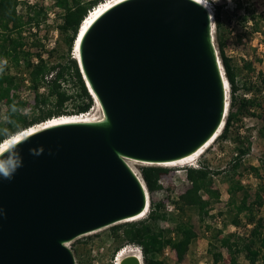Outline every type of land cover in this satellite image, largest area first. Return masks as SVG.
<instances>
[{
  "label": "water",
  "instance_id": "obj_1",
  "mask_svg": "<svg viewBox=\"0 0 264 264\" xmlns=\"http://www.w3.org/2000/svg\"><path fill=\"white\" fill-rule=\"evenodd\" d=\"M198 5L127 0L90 26L79 67L103 118L41 130L0 155L22 159L12 180L0 178V264H76L70 242L146 212L149 191L129 160L179 161L225 125L214 15ZM120 264H145L142 252Z\"/></svg>",
  "mask_w": 264,
  "mask_h": 264
},
{
  "label": "rangeland",
  "instance_id": "obj_2",
  "mask_svg": "<svg viewBox=\"0 0 264 264\" xmlns=\"http://www.w3.org/2000/svg\"><path fill=\"white\" fill-rule=\"evenodd\" d=\"M28 7L44 11L39 23L26 24L21 34L25 50L32 54L31 63L36 64L35 62L39 60L37 55L41 54L44 55L45 59L43 60L52 65L69 66L76 57V46L74 42L70 49L67 45V35H63L60 31L63 24V11L56 6L54 0H19L18 13L24 17L25 22H27L30 12ZM217 9L221 15L220 29H217L215 21V10ZM212 11L215 45L219 58V37H221L225 54L233 61L239 72L241 90L238 92V96L260 100L261 109L252 108L251 114L254 115L244 116L242 121L234 123L230 139L216 141L195 162L178 165L175 168L164 167L169 169V173L162 177V183L159 184L160 189L151 195V201L163 202L166 213L170 215L169 218L190 223L198 235L181 263L178 262L177 255L171 248H165L159 257L165 264H213L212 255L209 253L211 240L215 245L214 251L223 254L220 264H231L232 256L226 249L220 248L221 240L229 236L234 237L232 242L237 241L238 238L247 239L252 227L247 225L244 220L240 227H235L231 223L235 210L228 207L229 185L224 181V177L226 174H232V167L238 164L235 178L246 181L244 186L249 191V202H253L255 194L264 187V81L263 77L259 76V73L264 76V0H232L231 5L228 0H219L212 5ZM33 12L31 10V15ZM254 17L256 19H253ZM256 22L259 24L258 29L255 26ZM36 44L43 48L40 49ZM246 64L252 65V71L247 70ZM12 72L23 79L17 92L30 90V97L24 102V106L20 110L21 114L30 120L50 110H55L56 101L54 98H47L46 87L37 94L25 84L28 71L23 61L20 62V67H14ZM243 84L248 87L253 86L252 91H246ZM63 87L71 93L70 84L66 83ZM40 95L48 99L46 105L38 102L37 96ZM228 100L230 103L231 94ZM74 109V102H69L62 110L66 114H72ZM7 110L6 103H2L0 105V122L5 121ZM87 114L93 119L103 118V112L96 104ZM240 147L247 148L248 152L245 155H240ZM129 163L139 174H141V168L146 166L131 161ZM192 166L198 169L206 166L213 173V190L220 194V199L212 203L209 215L204 218H200L194 209H185L182 213L175 205L179 196L191 187L188 172L193 169ZM216 172L221 175H216ZM203 197L208 200L207 195ZM259 212L258 218H264V204ZM162 226L171 231L172 238H176L175 225L171 220L163 223ZM111 227L82 236L68 244L74 253L76 264H116L117 255L120 252L115 253V244L110 239ZM237 264L251 263L245 254H241ZM256 264H262L261 260Z\"/></svg>",
  "mask_w": 264,
  "mask_h": 264
},
{
  "label": "trees",
  "instance_id": "obj_3",
  "mask_svg": "<svg viewBox=\"0 0 264 264\" xmlns=\"http://www.w3.org/2000/svg\"><path fill=\"white\" fill-rule=\"evenodd\" d=\"M54 1L56 6L63 11V24L60 31L63 35H67V45L72 49L80 27L89 11L105 0L90 2L84 0ZM18 6L19 0H0V61L6 60L8 62L5 66L0 65V70L3 71L0 73V105L5 102L8 107L5 121L0 122V144L28 128L53 118L87 114L95 105V100L88 91L76 59H73L69 66L52 65L43 60L41 54H38V63H31L32 54L25 50V43L21 34L26 24H38L44 15V11L42 9L37 11L35 7H28L30 12L28 13V20L25 22L24 17L18 13ZM31 10L34 11L32 15ZM215 21L217 29H220L222 24L219 9L215 10ZM255 26L258 29L259 24L256 22ZM38 47L43 48L41 45ZM219 53L229 82L231 101L225 125L215 142L230 139L235 122L242 121L244 116L254 115L251 114L252 108L261 109L260 100L238 96V92L241 90L239 72L233 61L225 54L221 37H219ZM21 61L25 63L28 71L27 79L30 83V89L38 94L42 88L46 87L47 98H54L56 101L55 110H50L30 120L20 113L24 102L19 99L17 90L23 83V79L12 72L14 67H20ZM246 68L252 71L251 64H246ZM259 76H262L264 81L263 74L259 73ZM66 83L71 85V93L63 87ZM243 87L246 91H252L253 88V86L248 87L246 84H243ZM37 97L38 102L46 105L48 100L46 97L42 95ZM69 102H74L75 109L72 114H66L62 110ZM247 152V148H239L240 155H245ZM238 166L235 164L231 170L232 174H226L224 177V181L229 185L228 207L235 210L231 223L235 227H240L244 220L252 228L247 239L238 238L237 241L232 242L234 237L229 236L221 240L220 248L226 249L230 253L232 256L231 264H237L241 254H245L251 264H256L259 260L264 264V218H258L259 211L264 204V187L255 194L253 202H249L248 189L235 178ZM168 173L169 169L163 166L146 165L141 168V175L150 195V209L147 216L142 220L125 222L110 228V239L115 244L116 254L126 247L140 248L145 264H165L159 257L165 248L169 247L176 253L179 263L185 259L192 243L198 238L194 227L188 222L169 218L170 215L166 213L163 202L151 201V195L160 189V181ZM215 174L221 175L219 172ZM212 175L213 173L206 166L201 169L189 170L188 179L191 182V187L180 195L175 203L178 211L183 213L185 209H194L200 218L209 215L212 203L220 199L219 192L213 190L214 179ZM204 195L208 196V200L204 199ZM170 220L175 225L176 238H172L171 231L162 226L163 223ZM209 246L213 264H220L223 259L222 252L214 251L215 245L212 240Z\"/></svg>",
  "mask_w": 264,
  "mask_h": 264
},
{
  "label": "bare ground",
  "instance_id": "obj_4",
  "mask_svg": "<svg viewBox=\"0 0 264 264\" xmlns=\"http://www.w3.org/2000/svg\"><path fill=\"white\" fill-rule=\"evenodd\" d=\"M125 1H127V0H106L104 2H101L98 6H96L94 9H92L90 11V14L87 15L86 19L83 21V23H82V25L80 27V31H79V34H78V37H77L78 40L76 39V45H75L76 46V57H75V59L78 62H80V54H79L80 41H81L82 37L84 36V34L87 32V30L90 28V26L104 12L109 10L111 7H113L116 4H120L122 2H125ZM194 1L199 3V0H194ZM210 13L212 14V16L214 15L213 11H211ZM213 21H214V18H213ZM213 38H214V35H213ZM213 40H214V44H215V38ZM229 89H230V87H229ZM93 95L96 98L95 94H93ZM95 101H96L97 107L99 109H101L100 103L98 102L97 98H96ZM228 112H229V104H227L226 117L228 115ZM100 120H102V118L93 119V118H90L88 116V114L87 115L84 114V115H81V116H63V117H59V118H53L51 120H48L45 123H42L40 125L28 128V129L20 132L19 134L14 135L13 137L9 138L8 140L4 141L3 143H1L0 144V155L3 154L5 151H7L12 146H14L16 143L20 142L21 140H23V139H25V138H27V137H29V136L37 133V132H40L41 130H45L47 128H51V127L58 126V125L73 124V123H94V122H99ZM223 127L224 126L221 127V129L216 133V135L211 140H209L203 147H201L194 154H192V155H190V156H188V157H186L184 159H181L179 161H176V162H173V163H168V164H163L161 166H163V167H174L175 168V166H178V165H188V164H191V163L195 162L196 160H198L199 157H201L206 152V150H208L211 147L212 144H214L215 140L221 134V132L223 130ZM130 161L131 162H136V161H133V160H129L128 164H130L129 163ZM136 163H138V162H136ZM149 209H150V195L148 193L147 194V210L144 213V215H142L140 217L133 218V219H129L128 221L129 222H133V221H139V220L144 219L147 216V214L149 212ZM138 250H139L138 248H134V247L123 248L120 251V253L117 255L118 257L116 259V264H120L121 260L123 258H125L126 256H129V255H132V254H137Z\"/></svg>",
  "mask_w": 264,
  "mask_h": 264
},
{
  "label": "clouds",
  "instance_id": "obj_5",
  "mask_svg": "<svg viewBox=\"0 0 264 264\" xmlns=\"http://www.w3.org/2000/svg\"><path fill=\"white\" fill-rule=\"evenodd\" d=\"M219 2V0H199V5L200 7H202L203 9L211 12L212 11V5L214 3ZM228 3L231 5L232 0H228ZM91 11V10H90ZM6 61H0V65H6ZM79 63V62H78ZM3 71L0 70V73H2ZM230 91V90H229ZM96 104V102H95ZM97 105V104H96ZM84 115V114H83ZM81 116V115H80ZM18 147V146H16ZM34 155H40L41 152H35L33 153ZM3 157H0V160H2ZM22 166V159L21 162L19 164H15L12 166L9 165H5V164H0V178L5 179V180H12L13 176L15 174V172ZM193 169H198L197 167L193 166ZM0 213H2V210H0ZM139 249V248H138ZM139 251H141L139 249Z\"/></svg>",
  "mask_w": 264,
  "mask_h": 264
},
{
  "label": "built area",
  "instance_id": "obj_6",
  "mask_svg": "<svg viewBox=\"0 0 264 264\" xmlns=\"http://www.w3.org/2000/svg\"><path fill=\"white\" fill-rule=\"evenodd\" d=\"M94 9V8H93ZM88 14H90V11H89V13ZM42 58L43 59H45L44 58V55H42ZM36 64L38 63V60L35 62ZM25 84L29 87L30 86V83H29V80L27 79L26 81H25ZM17 95H18V97H19V99L21 100V101H23V102H26L28 99H29V97H30V90L29 89H26L25 91H19V92H17ZM229 96H230V91H229V93H228V99H229ZM201 169V168H200ZM135 172V171H134ZM135 174H136V176L138 177V179L142 182V183H144V181H143V178H142V175L141 174H139V173H137V172H135ZM239 180V179H238ZM162 181V180H161ZM160 181V183H162ZM239 182H241V184L244 186V185H246V181L245 180H239Z\"/></svg>",
  "mask_w": 264,
  "mask_h": 264
}]
</instances>
